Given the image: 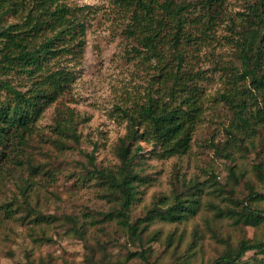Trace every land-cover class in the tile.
Segmentation results:
<instances>
[{
    "label": "rangeland",
    "instance_id": "374dc122",
    "mask_svg": "<svg viewBox=\"0 0 264 264\" xmlns=\"http://www.w3.org/2000/svg\"><path fill=\"white\" fill-rule=\"evenodd\" d=\"M65 1L81 9L86 25L82 56L68 62L73 78L38 120L23 151L26 164L16 167L6 162L0 174V206L21 204L24 197L19 190L28 178L31 188L26 200L53 220L35 224L4 219L0 210V264H88L89 249L99 263L104 253L112 264H210L240 239L264 241V220L256 226L244 225L231 213L241 209L239 202L251 190L264 194V126L258 124L253 134L249 128L236 129L233 109L213 99L223 77L215 61L240 67L235 44L228 40L232 22L241 26L239 13L248 2L258 0H224L211 23L200 16L202 22L192 27L199 49L194 69L204 70L205 112L185 155L157 159L152 144L141 142L137 169L145 182L138 185V199L130 211V221L139 224L140 240L129 237L118 220L103 218L112 203L101 180L89 171L119 165L116 148L128 126L121 109L144 102L158 87V71L154 60L128 35L129 13L122 12L115 0ZM175 1L189 2L190 16L205 13L203 0ZM14 21L6 16L0 27ZM14 80L20 86L29 83ZM182 181L202 190L197 213L183 224L142 223L157 199L179 190ZM248 201L243 202L246 209L264 211V199L250 205ZM25 212L21 206L16 217ZM142 250L146 260L140 255L124 260ZM244 260L264 264V254L249 251Z\"/></svg>",
    "mask_w": 264,
    "mask_h": 264
},
{
    "label": "trees",
    "instance_id": "16d2710c",
    "mask_svg": "<svg viewBox=\"0 0 264 264\" xmlns=\"http://www.w3.org/2000/svg\"><path fill=\"white\" fill-rule=\"evenodd\" d=\"M115 2L122 12L129 13L128 35L143 48L149 60H154L158 87L147 94L143 103L121 109L128 126L116 148L119 165L114 169L93 167L89 172L101 180L104 196L112 203V208L102 213L103 218L118 220L129 237L140 240L139 224L130 221V211L138 199V185L145 182L137 169L142 157L141 142L152 144L157 159L190 151L193 134L205 112L204 70L194 69V56L199 49L192 30L202 22L200 16L206 24L211 23L224 0H203L205 13L199 11L193 16L189 15V2L184 1ZM80 11L65 0H0V21H5L6 16L16 19L0 27V92L4 94L0 97V174L6 162L16 167L26 164L23 151L36 132L38 120L69 87L73 73L68 62L80 59L85 45L86 25ZM239 16L241 26L232 22L233 34L228 40L235 44L240 67L215 61L214 66L223 77L222 87L213 99L233 109L236 129L249 128L253 134L258 124L264 126V0L248 2ZM206 28L209 26L200 32ZM15 77L29 82L21 85L25 89H21ZM71 136L77 139L74 132ZM88 158L93 163V155ZM25 182L19 190V196L24 197L21 204L0 206L3 218L35 224L52 222L53 216L37 212L26 200L31 187L28 178ZM200 192L197 184L180 182V189L159 197L141 222H187L199 209ZM246 199L250 205L263 200L264 194L251 190ZM246 199L239 202L240 210L231 213L234 221L256 226L264 220V211L246 209ZM21 206L26 212L16 217ZM249 251L264 254V241L240 239L234 248H228L210 264H247L244 257ZM138 255L146 260L143 250L130 253L124 260ZM102 257L104 260L99 263L89 249L87 263L112 262L104 253Z\"/></svg>",
    "mask_w": 264,
    "mask_h": 264
}]
</instances>
